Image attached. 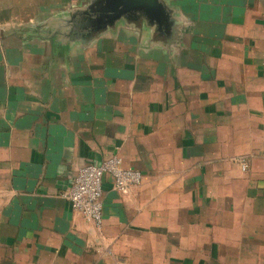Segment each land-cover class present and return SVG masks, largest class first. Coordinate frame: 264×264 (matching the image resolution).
Returning a JSON list of instances; mask_svg holds the SVG:
<instances>
[{
  "label": "crops",
  "instance_id": "obj_1",
  "mask_svg": "<svg viewBox=\"0 0 264 264\" xmlns=\"http://www.w3.org/2000/svg\"><path fill=\"white\" fill-rule=\"evenodd\" d=\"M97 1L0 0V264H264V0H165L163 32ZM116 155L142 182L105 177L96 229L65 194Z\"/></svg>",
  "mask_w": 264,
  "mask_h": 264
},
{
  "label": "built area",
  "instance_id": "obj_2",
  "mask_svg": "<svg viewBox=\"0 0 264 264\" xmlns=\"http://www.w3.org/2000/svg\"><path fill=\"white\" fill-rule=\"evenodd\" d=\"M241 164L243 170L246 171V162L241 160ZM107 176L111 178L114 190L122 195L129 194L142 182L141 173L124 168L122 160L116 155L100 164L89 163L80 166L72 177L70 187L65 194V199L71 209L79 213L96 229H100L103 224L101 196L103 182Z\"/></svg>",
  "mask_w": 264,
  "mask_h": 264
},
{
  "label": "water",
  "instance_id": "obj_3",
  "mask_svg": "<svg viewBox=\"0 0 264 264\" xmlns=\"http://www.w3.org/2000/svg\"><path fill=\"white\" fill-rule=\"evenodd\" d=\"M85 14L95 31H103L121 19L137 21L143 19L163 32L173 24L165 0H98Z\"/></svg>",
  "mask_w": 264,
  "mask_h": 264
}]
</instances>
